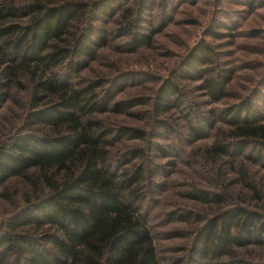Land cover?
I'll return each mask as SVG.
<instances>
[{
    "label": "trees",
    "instance_id": "obj_1",
    "mask_svg": "<svg viewBox=\"0 0 264 264\" xmlns=\"http://www.w3.org/2000/svg\"><path fill=\"white\" fill-rule=\"evenodd\" d=\"M128 2L0 0V110L10 89L22 85L21 74L28 75L31 91L24 129L0 143V189L13 178L34 188L33 198L0 219V264H264L236 252L264 248V194L246 176L241 182L247 194L200 187L182 193L184 202L201 208H177L185 212L168 216L172 222H195L192 240L183 260L160 259L145 205L148 196L153 194L154 200L155 189L162 187L154 183L161 173L114 168L108 139L114 133L100 117L151 106L150 119L158 132L153 138L159 139L174 131L167 120L171 113L183 114L186 136L192 142L214 134L203 156L215 158V163L226 158L231 168L239 156L251 160L248 150L264 151V117L249 99L219 113L190 111L182 82L196 83V91L212 106L226 97L233 80L231 69L212 67L206 41L195 45L180 67L160 83L150 103L142 98L116 101L131 84L129 73L82 82L79 74L110 37L96 22L113 19ZM150 2L140 0L143 14ZM258 6L263 7L264 0ZM142 23L146 22L138 16L123 26L129 52L152 43L153 31ZM74 77L79 78L74 81ZM131 117L140 119L142 114ZM35 127L47 132L39 133ZM128 130L122 127L120 132ZM135 131V138L143 139L147 147L143 162L147 149L167 152L150 141L146 131L143 135L142 130Z\"/></svg>",
    "mask_w": 264,
    "mask_h": 264
},
{
    "label": "rangeland",
    "instance_id": "obj_2",
    "mask_svg": "<svg viewBox=\"0 0 264 264\" xmlns=\"http://www.w3.org/2000/svg\"><path fill=\"white\" fill-rule=\"evenodd\" d=\"M150 1V9L144 14L140 0H129L118 8L113 19L96 22L97 27L110 33V37L107 46L98 52L89 68L79 74L82 82L86 84L89 80L99 78L112 80L122 73H129L131 84L116 101L142 98L150 103L160 83L180 67L195 45L206 41L211 47L212 67L231 69L233 80L226 97L212 106H208L207 100L196 91V83L182 82L190 111L195 113L214 109L219 113L249 99L259 115L264 117V6L259 8V0ZM138 16L142 22H146L141 26L153 31L152 43L150 47L129 52L126 45L128 36H122L123 26ZM211 32L221 34L220 38L209 36ZM78 78L74 77V81ZM27 80L28 75L21 74L19 81L22 85L10 89L6 102L2 104L0 143L15 131L24 129L31 94ZM150 111L151 106L141 105L121 115L106 114L100 118L114 133L108 137L114 168L127 173L143 172V168L149 172L161 173V178H156L154 183H162V187L155 189L157 194L154 200L151 199L153 194L148 196L145 211L149 216L150 229L160 259L164 263H174L186 257V247L192 240L195 222H172L168 215L175 211L178 214L179 211L185 212L177 208H201L191 202H184L182 193L196 187L211 192L230 188L241 194L246 193L241 182L246 176L264 194V151L259 152L254 148L248 150L246 153H249V159L252 157L251 160L239 156L235 159L233 168L226 158L215 163V158L207 159L203 156L215 138L214 134L209 139L192 142L186 136L184 115L175 112L168 119L167 116L164 117L173 126V133L163 134L159 139L153 138L158 132L152 125ZM131 113H141L142 117H131ZM144 113L146 114L143 115ZM122 127H128L129 130L120 132ZM133 128L142 130V135L143 130L146 131L149 140L163 146L167 152L157 154L147 149V159L143 162V148L146 150L147 147L143 139L135 138L137 132ZM33 129L39 133L47 132L46 128ZM241 170L245 173H237ZM145 188L150 187L146 185ZM33 191V186L24 179H10L0 189V219L9 217L26 200L33 198ZM182 249L185 251H181ZM236 252L245 260L264 263V248L251 246Z\"/></svg>",
    "mask_w": 264,
    "mask_h": 264
}]
</instances>
